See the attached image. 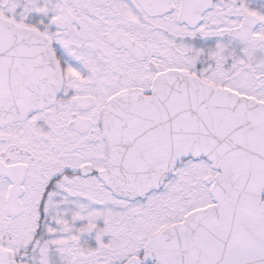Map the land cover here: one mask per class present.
I'll return each instance as SVG.
<instances>
[{
	"label": "snow or ice",
	"instance_id": "6c2138e0",
	"mask_svg": "<svg viewBox=\"0 0 264 264\" xmlns=\"http://www.w3.org/2000/svg\"><path fill=\"white\" fill-rule=\"evenodd\" d=\"M0 264H264V0H0Z\"/></svg>",
	"mask_w": 264,
	"mask_h": 264
}]
</instances>
